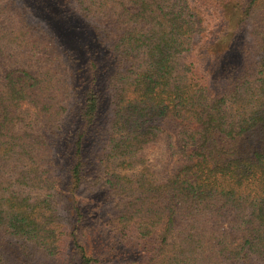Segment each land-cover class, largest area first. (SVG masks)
Wrapping results in <instances>:
<instances>
[{
  "label": "trees",
  "instance_id": "trees-1",
  "mask_svg": "<svg viewBox=\"0 0 264 264\" xmlns=\"http://www.w3.org/2000/svg\"><path fill=\"white\" fill-rule=\"evenodd\" d=\"M68 252L264 264V0H0V264Z\"/></svg>",
  "mask_w": 264,
  "mask_h": 264
},
{
  "label": "rangeland",
  "instance_id": "rangeland-1",
  "mask_svg": "<svg viewBox=\"0 0 264 264\" xmlns=\"http://www.w3.org/2000/svg\"><path fill=\"white\" fill-rule=\"evenodd\" d=\"M65 204V203H64ZM66 205V204H65ZM104 230V229H103ZM102 230V231H103ZM67 243L66 244H64V246H68L69 248L71 247L70 246V244H71V241L69 240V239H67ZM80 241L81 242H83V241H86V238L84 237V236H80ZM67 249V250H70V249ZM70 252H71V250H70ZM70 252H68V255L66 254L65 255V257L64 258H62L60 261H58V262H56L55 264H72L71 263V255H69V254H71ZM39 262V261H38ZM44 264H46V263H44ZM47 264H54V263H47Z\"/></svg>",
  "mask_w": 264,
  "mask_h": 264
}]
</instances>
